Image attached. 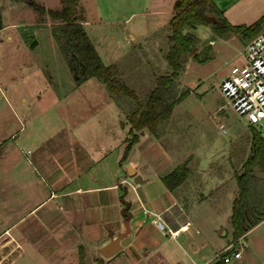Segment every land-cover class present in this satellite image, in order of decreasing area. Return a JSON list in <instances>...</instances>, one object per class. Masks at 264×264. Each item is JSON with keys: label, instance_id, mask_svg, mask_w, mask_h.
Masks as SVG:
<instances>
[{"label": "rangeland", "instance_id": "rangeland-1", "mask_svg": "<svg viewBox=\"0 0 264 264\" xmlns=\"http://www.w3.org/2000/svg\"><path fill=\"white\" fill-rule=\"evenodd\" d=\"M43 1L32 0L39 2L46 10L63 6L62 0ZM97 1L95 14L100 12L104 20L116 18L119 22L115 24L116 28H109L107 23L93 24L91 37L96 41L104 63H110L118 54L119 62L128 67V70L124 69L130 76V84H127L143 99L151 86L155 85L156 77L172 70L166 59L171 30L168 24H163L171 10L172 0ZM28 2L0 0V20L23 24L18 27L23 40L19 42L4 37L6 42L3 45L0 43V170L5 169L7 156L13 151V128L30 127L23 117V108L27 114H34L37 109L49 104L54 94L69 90L75 83L71 62L77 63V60L60 24L47 12L38 13ZM215 3L233 24L250 25L264 14V0H215ZM155 9L159 10L157 14ZM132 12L135 13L126 20ZM207 12L216 18L220 15L210 10ZM152 22L158 26L150 30L149 24ZM128 28L132 31L141 29L140 33L147 35L146 40L132 43L126 35ZM189 31L198 37L195 52L200 58L208 57L199 61L193 57V52L184 54L182 68L171 83L168 96L176 97L185 89H189V93L175 104L170 117L161 124L165 123L166 130L162 141L173 160L168 170L182 165L187 167V175L190 171L196 173L191 189L193 195L189 192L187 196L191 201H182V207L172 210L170 214L174 226L179 225L181 220H191L193 225L189 232L192 233L182 231L176 238H170L169 225L161 220L164 223L161 227L157 222L154 224V235L159 242L153 245L148 258L136 264H171L163 256L168 249L172 251V260L178 258L184 264H211L222 258L223 254L241 248L244 256L232 258L226 264H264V155L260 163L253 166L248 178L245 223L255 225L234 238L230 220L233 199L238 195L235 175L244 171V163L252 152V133L246 119L240 117L231 106L223 105L226 99L219 88L231 67L241 63L248 39L258 32H264V23L248 36L230 31L219 35L212 22L199 23ZM119 74L123 78V70L119 69ZM23 97L26 101H22ZM119 101L124 112L133 105L127 97H121ZM124 122L123 118L119 125L129 136L130 126ZM19 148L25 152L28 149L21 143ZM164 156L158 154L154 164L161 163ZM148 176H152V173ZM141 185L138 193L143 189L159 193L158 184L152 177ZM134 196L135 193L130 191L126 198L128 206L131 198L133 206L136 205ZM1 249L0 264H8L10 255L7 256ZM141 252L142 249H136V259ZM118 259H101L93 264H134ZM12 264L28 263L17 259Z\"/></svg>", "mask_w": 264, "mask_h": 264}, {"label": "crops", "instance_id": "crops-1", "mask_svg": "<svg viewBox=\"0 0 264 264\" xmlns=\"http://www.w3.org/2000/svg\"><path fill=\"white\" fill-rule=\"evenodd\" d=\"M175 1H171V10L163 23L168 27ZM28 3L32 6V0ZM96 3L97 0H78L82 25L102 58L91 37L93 24L107 23L109 28H116L119 20H104L100 12L95 14ZM155 10L157 14L159 10ZM0 17L2 20L1 12ZM19 26L23 24L1 21L0 43L3 45L5 38L23 40ZM157 26L152 22L149 29ZM140 30L128 28V40L137 44L146 40L147 35ZM115 55L106 64H116L123 70L122 79L130 84L129 73L124 70L128 67ZM103 84L99 78L91 76L79 84L75 82L69 90L54 94L51 102L34 114H27L23 108V117L30 127L13 128V151L7 156L5 169L0 170V250L3 248L7 256L10 255L8 264L17 259L28 264H78L80 248L84 249L86 264L107 258L136 264L148 258L153 245L159 242L154 235L156 220H163L172 229L179 226L173 225L170 214L182 207V201H191L187 196L189 192L193 195L191 189L196 173L190 171L174 189H169L162 181L161 177L170 171L173 161L162 141L165 123L160 124L156 135L143 129L127 157L121 160L128 136L119 122L124 118L123 124H130L124 110ZM21 99L26 101L24 97ZM19 143L28 147L26 152L19 148ZM158 154H165L164 160L154 164ZM129 167L135 171L133 175L129 174ZM149 173L152 176H148ZM136 174L141 176L140 182L134 181ZM151 177L156 180L159 193L147 189L138 193L139 184L143 186ZM130 191L135 193L136 205L133 206L131 198L126 215L124 207ZM127 216L130 231L122 237L128 236L130 241L117 252L103 255L101 248L126 231ZM192 225L188 233H192L189 232ZM136 249L143 250L138 259L134 254ZM163 256L171 264H184L178 258L172 260L169 249ZM243 256L242 253L239 258Z\"/></svg>", "mask_w": 264, "mask_h": 264}, {"label": "trees", "instance_id": "trees-1", "mask_svg": "<svg viewBox=\"0 0 264 264\" xmlns=\"http://www.w3.org/2000/svg\"><path fill=\"white\" fill-rule=\"evenodd\" d=\"M62 3L63 6L60 9L47 10L43 5L36 2H32L31 4L38 13L43 14L47 12L60 24L61 31L70 42L74 57L77 60V63L71 62L73 64L71 69L73 70L75 82L79 84L88 77L95 76L104 83L110 95L121 108L122 104L119 101L121 97L130 98L133 102L132 107L125 112L130 128L121 160L127 157L133 144L138 141L141 130L146 128L156 135L159 125L170 117L175 104L189 93V89H185L176 97L169 98L168 96L171 83L178 77L179 71L182 68L181 57L184 54L193 52V57L199 61H204L208 57L200 58L198 52H195L198 37L195 33L189 31L195 28L197 24L206 22V16L209 15L208 10L220 14L217 16L218 21L213 23L216 33L219 35L230 31L234 34L243 33L248 36L259 30L264 23L263 14L250 25L233 24L224 15L223 10L217 7L215 0H176L173 5L174 13L169 21L171 32L168 34V40L170 46L166 53V59L172 70L165 74H159L156 77L153 88L142 99L137 91L121 78L116 64H106L102 60L82 25V15L78 0H62ZM251 133L252 152L244 163V171L235 175L238 185V195L233 199L230 220L234 238L240 237L255 225L250 224L248 226L245 223L248 178L253 166L260 163L264 155V140L260 132L252 125ZM187 172V167L180 165L164 174L161 179L169 189H174L185 180ZM128 209V202H126L124 214L127 215ZM84 257V249L80 248L79 264H86ZM223 263V259L218 258L211 264Z\"/></svg>", "mask_w": 264, "mask_h": 264}, {"label": "built area", "instance_id": "built-area-1", "mask_svg": "<svg viewBox=\"0 0 264 264\" xmlns=\"http://www.w3.org/2000/svg\"><path fill=\"white\" fill-rule=\"evenodd\" d=\"M219 88L226 99L223 105L231 106L240 117L260 132L264 140V32H258L248 39L244 45L241 63L231 67L221 80ZM155 222L161 227L164 226L160 219ZM191 225L192 221L188 219L176 229L168 228V231L174 237L179 232L188 231ZM241 255L242 248L223 254L222 259L227 263Z\"/></svg>", "mask_w": 264, "mask_h": 264}, {"label": "water", "instance_id": "water-1", "mask_svg": "<svg viewBox=\"0 0 264 264\" xmlns=\"http://www.w3.org/2000/svg\"><path fill=\"white\" fill-rule=\"evenodd\" d=\"M217 21H218V19L215 16H213V15H207L206 16V22L215 23ZM183 59H185V55H183L181 57V60H183ZM128 172H129V174L133 175L135 171L132 168L129 167ZM141 180H142V178H141L140 175L136 174L134 176V181L135 182H140ZM128 218H129V216L126 217V222H125L126 231L124 233H122L121 235H119L117 238L112 239L110 242H108L107 244H105L101 248V252H102L103 255L109 256V255L117 252L118 250H120L123 247V245H126L130 241V238L128 236L127 237H122L123 235H125V233L130 231V225H129V222H128Z\"/></svg>", "mask_w": 264, "mask_h": 264}]
</instances>
